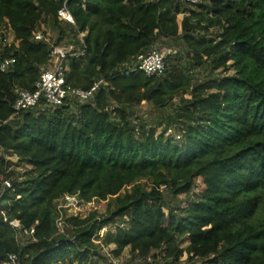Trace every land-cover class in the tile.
<instances>
[{
  "label": "trees",
  "instance_id": "16d2710c",
  "mask_svg": "<svg viewBox=\"0 0 264 264\" xmlns=\"http://www.w3.org/2000/svg\"><path fill=\"white\" fill-rule=\"evenodd\" d=\"M63 1L0 0V29L21 39L0 46V60L17 59L0 70V149L29 167L8 171L12 161L0 153V176L14 180L2 201L0 264L10 253L22 264H103L111 245L138 264L159 256L179 264L185 254L186 264H264V0H69L76 24L58 19ZM41 24L57 38L35 40ZM79 30L87 53L68 59L66 81L89 90L102 80L95 97L14 115L16 90H34L52 44L77 45ZM176 38L186 55L169 53L162 75L133 70L139 55ZM201 68L210 74L197 79ZM145 101L156 119L137 115ZM199 177L201 195L175 203ZM66 194L110 200L106 216H70L60 233L57 202ZM14 219L35 229L26 242Z\"/></svg>",
  "mask_w": 264,
  "mask_h": 264
},
{
  "label": "built area",
  "instance_id": "2783aa9c",
  "mask_svg": "<svg viewBox=\"0 0 264 264\" xmlns=\"http://www.w3.org/2000/svg\"><path fill=\"white\" fill-rule=\"evenodd\" d=\"M69 0H64L63 5L58 10V19L65 23L76 24L75 17L70 10ZM191 5L201 3L203 0H184ZM86 31H78V44H52L51 48V61L47 68H45L40 78L35 83L34 90L20 89L16 90V99L14 102V115H18L24 111L30 110L41 105L50 107H58L65 104L68 100H79L80 102H87L95 97V94L100 88L102 80L95 83L89 90H83L80 88H74L67 84L66 73L68 71L67 61L72 56H85L87 53V42H86ZM34 39L37 41L47 40L50 41L49 37L42 30L34 31ZM21 39H18L11 27H2L0 29V46L1 47H12L13 45L18 46ZM167 55L160 52L159 50H152L150 53L141 54L137 57L133 70L143 71L148 76L162 75L166 69V58ZM17 59L14 56H4L0 60V70L2 72L10 71L16 64ZM13 115V116H14ZM4 121L3 123H5ZM2 123L0 122V126ZM171 132V130L169 131ZM180 136L178 135V138ZM0 153H3L7 161H12L9 164L8 171L11 169H18L16 167L13 158L16 155L4 153L0 149ZM17 171H20L17 170ZM18 175V174H17ZM16 175V176H17ZM14 188L13 177L0 176V208L3 204V197L8 189ZM166 185L162 186L165 189ZM96 199L85 202L75 194H66L60 198L57 202L58 218L57 227L60 233L65 231L67 226V218L70 216H79L86 218L89 214H85L82 207L89 206ZM0 213H4V209L1 208ZM96 219H102L101 215H97ZM4 220L8 221V218L4 216ZM10 224L17 230V238L21 240L25 236H33L35 229L25 228L21 224L19 219L9 221ZM107 229L101 230L100 236H102ZM97 243H101L100 240H94ZM102 244V243H101ZM105 248V246H104ZM110 264H124L117 257L113 256L111 252L108 254ZM2 264H22L21 258L17 253H10L7 260Z\"/></svg>",
  "mask_w": 264,
  "mask_h": 264
},
{
  "label": "rangeland",
  "instance_id": "374dc122",
  "mask_svg": "<svg viewBox=\"0 0 264 264\" xmlns=\"http://www.w3.org/2000/svg\"><path fill=\"white\" fill-rule=\"evenodd\" d=\"M203 3L208 2V0H203ZM98 18L105 24L108 25L109 27H113V24L110 21L109 15L106 13H102L101 15L98 16ZM182 18L183 15L180 14L177 18V20L175 21V25H176V29L178 31V33L181 32L182 30V26H181V22H182ZM41 30H46V35L47 37H49V39L51 40L53 38V40H55L57 38V33L49 26V25H45V24H41ZM69 44V43H67ZM160 44V43H159ZM163 45V46H162ZM156 50H159L160 52L164 53L165 55H168L169 53H173V54H181L182 57H185L186 55V51L184 46L182 45L181 39L180 38H176V39H168L166 44H160V45H156ZM113 56V52L110 51V53L107 56V61L109 62L111 60ZM219 71H223L222 69ZM231 72V71H230ZM220 72H216V74H218ZM195 76L197 79H204L206 78L209 74H210V70L208 69H198L194 72ZM157 111L155 109H152L151 106H148V104L145 102L142 103L141 106H139L137 108V115L140 116L142 119H145L146 121H149L151 119H156L158 114L156 113ZM156 127V131L160 132L162 131L160 126H155ZM168 134L170 135H175V131L173 132H169ZM14 162H16V158H13ZM22 170L25 171L26 169H29V167H21L18 168L17 170ZM205 189V185H204V181H203V177H199L197 179V185L195 187V189L192 191V195H181L179 196L178 200L175 199V203H179V201L181 200L183 204H186L188 202V200L193 197V196H197V195H201V192ZM166 196V200L169 202L170 206H174L175 203H171L172 202V197L170 194L165 193ZM110 200H95L94 202H92L91 205L89 206H83L82 209L85 212V214H89V212H94L97 211L99 212V214L101 216L105 215L107 213V209H108V204H109ZM114 226H111L110 229H114ZM25 239L28 238H22L21 241L22 242H26ZM187 245V243L183 244V246L185 247ZM114 248L113 245L105 247L103 249V251L101 252L102 257H100V260L103 264H110L109 263V252L111 251V249ZM114 256V255H113ZM116 257V256H115ZM121 262H123L124 264H138L137 262L131 263L128 262V260L130 259L129 257V252L128 250H125V252L121 255L117 257ZM187 261V255L185 254L184 257L182 258V260L180 261L179 264H186ZM97 264V263H95ZM156 264H171L167 261V259H163L162 256H159L156 259Z\"/></svg>",
  "mask_w": 264,
  "mask_h": 264
}]
</instances>
